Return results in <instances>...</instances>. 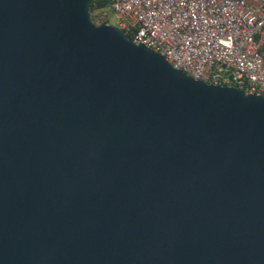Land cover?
<instances>
[{"label": "water", "instance_id": "water-1", "mask_svg": "<svg viewBox=\"0 0 264 264\" xmlns=\"http://www.w3.org/2000/svg\"><path fill=\"white\" fill-rule=\"evenodd\" d=\"M91 1L0 0V264H264V96Z\"/></svg>", "mask_w": 264, "mask_h": 264}, {"label": "built area", "instance_id": "built-area-1", "mask_svg": "<svg viewBox=\"0 0 264 264\" xmlns=\"http://www.w3.org/2000/svg\"><path fill=\"white\" fill-rule=\"evenodd\" d=\"M90 16L196 80L264 96V0H108Z\"/></svg>", "mask_w": 264, "mask_h": 264}, {"label": "trees", "instance_id": "trees-1", "mask_svg": "<svg viewBox=\"0 0 264 264\" xmlns=\"http://www.w3.org/2000/svg\"><path fill=\"white\" fill-rule=\"evenodd\" d=\"M108 0H92L91 1V6H90V13H92V11L95 8H104L106 7ZM244 91V90H242Z\"/></svg>", "mask_w": 264, "mask_h": 264}, {"label": "rangeland", "instance_id": "rangeland-1", "mask_svg": "<svg viewBox=\"0 0 264 264\" xmlns=\"http://www.w3.org/2000/svg\"><path fill=\"white\" fill-rule=\"evenodd\" d=\"M110 23L113 24L114 23V19L110 18Z\"/></svg>", "mask_w": 264, "mask_h": 264}]
</instances>
